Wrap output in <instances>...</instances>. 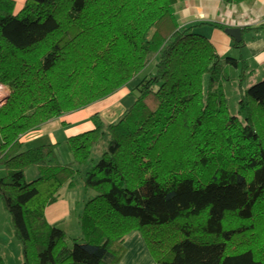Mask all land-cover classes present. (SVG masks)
I'll return each instance as SVG.
<instances>
[{"label": "trees", "instance_id": "16d2710c", "mask_svg": "<svg viewBox=\"0 0 264 264\" xmlns=\"http://www.w3.org/2000/svg\"><path fill=\"white\" fill-rule=\"evenodd\" d=\"M176 2L26 0L14 12L0 0V83L9 91L0 201L22 264H120L135 231L154 264H264V78L246 85L245 59L219 56L196 31L225 26H180ZM153 63L116 121L95 115L91 130L66 139L70 163L54 161L56 144L23 146L22 136L112 95ZM225 87L236 94L234 114ZM31 167L38 175L27 181ZM69 180L82 181L85 195L71 245L45 217Z\"/></svg>", "mask_w": 264, "mask_h": 264}, {"label": "crops", "instance_id": "0c3cea01", "mask_svg": "<svg viewBox=\"0 0 264 264\" xmlns=\"http://www.w3.org/2000/svg\"><path fill=\"white\" fill-rule=\"evenodd\" d=\"M12 1L15 3L14 12H17L26 0ZM174 12L180 26L198 22H214L225 26V28L240 27L242 29L243 27H254L264 22V0H246L237 4H224L221 0H177L174 5ZM203 27L210 30L212 38L206 37L212 43L219 56L223 57L233 54V50L244 52V55L241 52L239 53V58L243 56L242 58L245 59L250 70L246 85L264 78V29L258 32L241 30L240 41L243 42V47L237 49L233 47V39L227 36L223 30L210 25H202L196 28V31L199 32ZM127 94L125 86L112 95L91 103L82 109L49 120L36 130L22 136L23 146L32 148L44 144H56L54 161L60 165L68 164L72 158L65 144L66 139L91 130L94 127L93 116L95 115H98L99 119L104 123L116 121L126 109L123 105V99ZM27 170H32L33 179L37 177V167H31ZM77 185L78 187L76 188L75 184H71V180L63 184L55 194V201L45 209V217L50 224L56 226L63 218L66 221L74 219L78 229L74 228V231L80 234L78 215L82 212L85 195L83 194L82 184L79 183ZM58 206L65 207V211L66 206H68L69 210L67 212L63 211L64 215L56 218L54 214H57ZM65 233H69V230ZM123 246L125 253L120 264H154L138 232L135 231L129 234L124 239Z\"/></svg>", "mask_w": 264, "mask_h": 264}, {"label": "rangeland", "instance_id": "374dc122", "mask_svg": "<svg viewBox=\"0 0 264 264\" xmlns=\"http://www.w3.org/2000/svg\"><path fill=\"white\" fill-rule=\"evenodd\" d=\"M199 32L204 34L205 36H208L209 38H212V34H211L210 30H207L206 27H203ZM233 52L234 53L230 54V56L231 57H237L238 56L237 58H239V53L241 51L240 50H237V51L233 50ZM241 54L244 55V52L242 51ZM229 71H230L229 73H230L231 77H235L236 70L229 69ZM153 73H154V63L147 66L139 75H137L134 79L131 80L130 83H128L126 85L128 94L125 95L124 99H123V105L126 108L128 106H130L131 103L134 101V97L136 94V90L134 89V87L138 84V82L144 76H148V75L153 74ZM0 84H1L2 88L5 87L6 89H8L4 83H0ZM225 92H226L227 97H228L229 113L234 114L236 112L237 97H236L235 93L229 91L228 87H225ZM8 95H9V91H8L7 95L5 94L3 97L0 98V105H2L4 103L5 100H3V99L7 98ZM100 145H102V143L99 144V146ZM93 152H94L93 157L94 156L96 157V150L95 151L93 150ZM32 173H33L32 170H25L24 174H25L27 181L32 180L34 178V175ZM81 182L82 181L78 182V180L75 181L76 188L78 187L77 184H79ZM91 192H93V191H91ZM51 204H49V205H51ZM68 210H69L68 206H66V211H65V207L62 208V206H58L57 214H54V217L59 218V217H61V215H64V212H67ZM57 227L62 229L64 232L69 230V233L66 234L68 239H69V245L72 244V239L77 238L78 236L81 235V234L74 231V228L77 229V225L75 224L74 219H72L71 221H66V219L63 218L62 220H60V222H58ZM2 241H4V242L2 243ZM78 241H79V239H78ZM0 256H2L4 258L6 264H22V261H23L21 246L13 235L10 218H9L8 214L6 213V211L4 210L1 201H0ZM30 260H32L31 257H30Z\"/></svg>", "mask_w": 264, "mask_h": 264}, {"label": "water", "instance_id": "95a60500", "mask_svg": "<svg viewBox=\"0 0 264 264\" xmlns=\"http://www.w3.org/2000/svg\"><path fill=\"white\" fill-rule=\"evenodd\" d=\"M224 33L227 36L231 37L235 42H239L241 40V28L240 27H228L224 30ZM3 100L6 101L7 98H4Z\"/></svg>", "mask_w": 264, "mask_h": 264}, {"label": "built area", "instance_id": "2783aa9c", "mask_svg": "<svg viewBox=\"0 0 264 264\" xmlns=\"http://www.w3.org/2000/svg\"><path fill=\"white\" fill-rule=\"evenodd\" d=\"M8 93V89H6L5 87H1V84H0V98L3 97L5 94L7 95Z\"/></svg>", "mask_w": 264, "mask_h": 264}]
</instances>
